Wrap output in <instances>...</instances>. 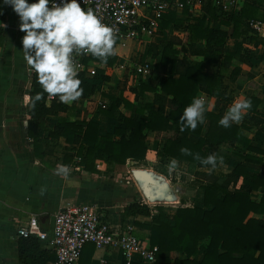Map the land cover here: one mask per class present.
I'll use <instances>...</instances> for the list:
<instances>
[{"label":"trees","instance_id":"16d2710c","mask_svg":"<svg viewBox=\"0 0 264 264\" xmlns=\"http://www.w3.org/2000/svg\"><path fill=\"white\" fill-rule=\"evenodd\" d=\"M248 19L264 23V0H242L238 11L227 15L210 2L202 7V15L198 18L180 19L172 12L164 14L157 35L170 28L183 31L181 38L169 36L159 51L154 44L147 46V57L164 77L157 81L149 78V73L146 83L139 81L130 88L134 105L120 96L103 94L109 105L97 108V112L106 118H115L117 122L104 135H98V125L92 121H70L74 110L58 98L45 104L43 99L47 94H44L33 108L30 97L43 90L30 69L26 135L31 140L35 157L45 158V154L40 152L41 146L49 148L62 138L70 146L64 150L73 152L63 157V163H69L72 158L81 159L84 170L94 173L92 156L102 155L105 157V171L111 172L115 165H124L127 160L143 161L145 134L152 132L155 139L163 141L160 155L194 166L193 180H198L197 186L202 191L200 205L178 206L169 212L155 207V218L149 224L140 225L148 231V244L157 248L152 264H264V151L251 146L249 140L239 134L241 128L264 134V87L261 99L243 97L251 100L252 107L241 123L232 124L229 128L218 123L231 103L226 83L238 91L242 88L256 90L258 87L254 80L256 73L250 67L249 52L260 48L258 59L264 61V38L244 28ZM212 24L220 29H213ZM229 40L235 42L232 52L225 50ZM180 55L193 59L209 56L216 61L188 63L183 58L179 59ZM88 61L111 67L116 56L102 63L90 54L85 64ZM238 64L249 67L248 73L242 74ZM79 79L84 89L80 98L83 100L90 99L109 82L104 69L98 68L94 69L91 78L79 76ZM215 93L218 96L213 110L205 112L204 123L195 131H180L177 122L193 98L199 94L212 96ZM144 94L151 95V105L137 102ZM119 106L132 110V117L116 115ZM58 114L65 116L59 117ZM48 116L55 117L52 128L45 127ZM37 133H45L46 137L39 138ZM257 133L254 137L264 140ZM236 144L245 150L243 154L234 152ZM181 148H188L202 158L215 153L223 161L211 169L194 160L192 155H183ZM230 155L236 156L239 162L227 173H222L218 166L228 165ZM251 193L258 195L256 200L251 199ZM149 213L147 205L133 201L123 208L119 221L122 224L126 218L148 217ZM197 256L199 260H195ZM17 258L20 264H45L53 260L31 236L19 238Z\"/></svg>","mask_w":264,"mask_h":264},{"label":"crops","instance_id":"0c3cea01","mask_svg":"<svg viewBox=\"0 0 264 264\" xmlns=\"http://www.w3.org/2000/svg\"><path fill=\"white\" fill-rule=\"evenodd\" d=\"M27 2L35 3L36 0H27ZM241 3L242 0H240L238 9ZM0 24L6 25L4 28L0 26V264H20L17 258V242L19 237L15 235L17 225H23L27 218L33 215L37 218L39 229L48 232L52 224L53 215L57 209L66 205H92L109 224L113 232H118L124 226H129L131 234L141 240L148 241V231L140 227V225L149 224L156 216L155 210L150 209L148 217L135 216L126 218L122 224L119 221V214L127 204L133 201L141 203L143 200L136 183L130 175V171L133 169L129 170L128 164L145 165L150 163L154 169L156 168L157 174L154 175L160 177L173 191L175 200H178L174 204L179 203L176 207H190L193 204L200 205L202 191L198 187H195L194 191L191 189H186L185 191V189L179 186L181 180L186 184L191 182L190 178L193 175L194 166L186 162H178V168L169 173L167 165L170 159L160 155L163 141L155 139L152 132H146L145 134L146 153L143 161L127 160L124 165H115L111 172L105 171V157L102 155L92 156L91 165L95 170L94 173L84 170V164L81 159L72 158L69 163H63V157L65 155L70 156L73 152L64 150L65 148H70V146L62 138H59L55 145L49 148L45 149L41 146L40 152L45 154V158L41 160L35 157L32 151L31 140L26 135L27 102L31 70L26 64L22 52L21 40L25 33L19 30V17L14 13L10 5L4 3V0H0ZM211 27L213 29H220L214 24ZM170 29L164 31L161 35L144 40L145 43L142 42L144 57H132L137 58L135 59L136 61L134 59L133 61L148 60L150 61V65L153 64V61L146 55L147 46L154 44L159 51L164 42L162 38ZM181 34L180 36H175L181 38L183 31ZM230 41H227V43ZM122 42L115 45L116 61L113 66L104 67L90 61L86 63V71H88L86 78L92 77L94 69H104L105 74L109 77V82L103 84L101 90L96 92L90 99H79L68 105L74 110L73 117H70L69 120L80 122L92 121L96 123L98 125V135L109 133L117 124L115 118H106L97 112V108L103 109L109 105L108 100L103 94L113 97L120 96L128 103L134 105V97L130 88L134 87L139 81L146 83L148 79L132 77V66L128 68L123 64V61L129 58L128 55H131V52L130 50L123 51V47L120 46ZM232 42L235 43L234 41ZM159 44L160 46H158ZM255 50L257 51V62L264 66V61L258 59L260 48H256ZM226 51L232 52L233 50ZM178 58H183L188 63L198 60L216 61V58L209 56L193 59L181 57L180 55ZM238 66L242 74H246L250 70L245 65L238 64ZM19 70H24L25 74L27 71L29 74L24 76V73L19 72ZM165 72L167 73L168 69ZM163 77L164 74L159 71L155 79L160 81ZM262 80L261 84H257L256 90L242 88L238 91L231 84L226 83L228 85L227 95L231 100L229 107L235 100L244 96H254L261 99L264 77ZM24 83H26V87H20ZM201 95L203 94L197 95L196 98ZM233 95L234 97H232ZM217 96L218 93L212 96L203 95L206 102V111L213 110ZM48 101L49 99L46 97L43 99L45 104ZM137 102L151 105L152 97L149 94H144L138 98ZM151 107L155 109L154 106ZM118 114L132 117L133 111L125 110L122 106H119L116 110V115ZM58 116L64 117L65 115L58 114ZM54 123L55 117L53 116H48L45 119V127L47 128H52ZM255 133L257 132L254 130L243 128L239 130V134L249 140L251 146L264 151V140L255 138ZM257 134L264 138L263 134ZM37 136L45 138L46 134L37 133ZM84 146H87V144L84 143ZM233 150L236 154H243L245 152L237 144ZM237 162H239V159L234 155H230L229 164L219 165V170L222 173H227ZM58 164L71 167V173L67 179L54 174V170ZM147 172L153 174L151 171ZM124 179L126 185L123 182ZM130 179L134 185L130 183ZM180 195L182 196L181 198L179 197ZM190 197L192 201L191 205L186 202V199L190 200ZM250 197L256 200L258 195L251 193ZM181 201H183V204H180ZM37 243L40 249L49 253L54 260L50 246L46 242L37 241ZM199 259V256L195 257V260ZM53 260L47 261L45 264H51ZM131 261L130 264H142L135 255L131 257ZM122 262H124L123 258L117 249L95 250L91 244H85L81 249L76 264H122Z\"/></svg>","mask_w":264,"mask_h":264},{"label":"clouds","instance_id":"9594fccd","mask_svg":"<svg viewBox=\"0 0 264 264\" xmlns=\"http://www.w3.org/2000/svg\"><path fill=\"white\" fill-rule=\"evenodd\" d=\"M4 3L10 5L19 17V30L25 33L21 40L24 60L36 74L43 90L30 97L31 106L35 108L44 94L49 99L58 98L65 105L78 101L84 89L78 78L75 57L91 54L106 63L115 55V29L104 24L92 8H82L77 0H60V4H50V0H36L35 3H28L27 0H4ZM0 26L6 27L3 24ZM251 107L250 99L238 98L219 120V125L229 128L232 124L241 123ZM205 112L206 102L203 95L193 98L177 122L180 131H195L198 125L204 123ZM180 151L183 155H192L194 160L201 165L210 166L211 169H215L218 162L223 161L215 153L202 158L188 148H181ZM167 167L169 173L175 171L178 161L171 159ZM70 173L71 167L64 164H58L54 170L55 175L65 179Z\"/></svg>","mask_w":264,"mask_h":264},{"label":"built area","instance_id":"2783aa9c","mask_svg":"<svg viewBox=\"0 0 264 264\" xmlns=\"http://www.w3.org/2000/svg\"><path fill=\"white\" fill-rule=\"evenodd\" d=\"M60 4V0H50ZM68 2V0H65ZM81 7L92 8L102 22L116 31L117 42H139L157 36L159 22L164 14L172 12L176 17L198 18L202 7L210 2L223 14H233L238 10L240 0H77ZM185 14V15H184ZM244 28L264 37V23L248 19ZM90 54L75 57L78 78H86L88 73L85 59ZM150 61L133 62L132 77L142 79L149 76ZM49 99V97H46ZM50 100V99H49ZM141 204L148 203L142 200ZM15 235L19 238L34 236L39 242H46L54 255L51 264H76L82 247L91 244L95 250L117 249L125 264H130L131 257L137 256L142 264L155 261L157 248L150 246L131 234L129 226L113 232L109 224L92 205H66L57 209L52 217L48 232L38 227L36 216L30 215L23 225H17Z\"/></svg>","mask_w":264,"mask_h":264},{"label":"rangeland","instance_id":"374dc122","mask_svg":"<svg viewBox=\"0 0 264 264\" xmlns=\"http://www.w3.org/2000/svg\"><path fill=\"white\" fill-rule=\"evenodd\" d=\"M182 29H170V31L165 34L162 38L163 41H165L169 36L173 35H182ZM143 43H145V41H139L138 43H135V42H132V41H125V42H122L120 43V46L123 47V51H126V50H130L131 52V55L129 54L128 55V59L127 60H124L123 61V64L128 67V68H131L132 64L134 61H136L135 59L137 58H132V57H144L143 56ZM142 44V45H141ZM160 46V44L158 45ZM120 47V48H121ZM226 50H233L234 49V43L232 41L228 42L226 44ZM246 49H251V48H246ZM257 51L254 49L252 51L249 52V57H250V67L251 69H253V71H255L256 73V79L255 81L257 82V84H261L263 82L262 78L264 77V66H262L261 64H259V62H257ZM134 59V61H133ZM153 68H152V71L150 72V77L149 78H156L158 72H159V68L157 66L154 67V64L152 65ZM19 72H22L24 73V76H27L29 73L26 71V74L24 72V70H19ZM26 83L22 84L20 87L24 88L26 87L25 86ZM234 97V95L232 96ZM264 135V134H263ZM128 169H142V170H147V171H151L153 172V175L154 174H157V171L154 169V167L149 163V164H145V165H140V164H128ZM183 170V169H182ZM129 174V173H128ZM127 174V176L129 177V175ZM191 179V182L190 183H185L181 180L180 182V188H183L187 190L191 189V190H195V187H198V180L194 181L193 179V176L190 178ZM131 184L134 185V183L131 181V179L129 180ZM123 182L125 183V179L123 180ZM126 185V183H125ZM181 192V191H180ZM179 194V193H177ZM194 194V193H192ZM180 198L182 197L181 195L179 196ZM190 200L186 199L187 203H189L190 205L192 204V201H191V197L189 198ZM175 202H178V200H175ZM179 203H163V202H156V203H148L147 205H149L148 207L151 209V210H155V207H160V209H164L165 211L169 212V211H173L175 209V207L178 205ZM180 204H183V201L180 202ZM195 205V204H193Z\"/></svg>","mask_w":264,"mask_h":264},{"label":"water","instance_id":"95a60500","mask_svg":"<svg viewBox=\"0 0 264 264\" xmlns=\"http://www.w3.org/2000/svg\"><path fill=\"white\" fill-rule=\"evenodd\" d=\"M133 181L136 183L142 198L147 203H174L173 191L160 177L153 175L146 170L133 169L130 171Z\"/></svg>","mask_w":264,"mask_h":264},{"label":"bare ground","instance_id":"6f19581e","mask_svg":"<svg viewBox=\"0 0 264 264\" xmlns=\"http://www.w3.org/2000/svg\"><path fill=\"white\" fill-rule=\"evenodd\" d=\"M138 170H140V169H138Z\"/></svg>","mask_w":264,"mask_h":264}]
</instances>
